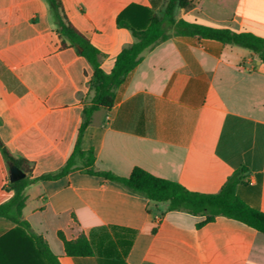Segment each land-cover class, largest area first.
Wrapping results in <instances>:
<instances>
[{
	"label": "crops",
	"instance_id": "obj_1",
	"mask_svg": "<svg viewBox=\"0 0 264 264\" xmlns=\"http://www.w3.org/2000/svg\"><path fill=\"white\" fill-rule=\"evenodd\" d=\"M72 25L111 73L136 39L117 24L132 5L161 16L168 0H61ZM185 20L264 37V0H190ZM137 11V10H133ZM46 0H0V140L31 167V180L73 170L24 190L22 216H0V264H264V234L234 220L168 211L86 170L127 177L136 167L191 192L218 194L245 168L237 191L264 212V63L246 49L177 35L145 50L80 138L93 68L59 35ZM94 161L86 166L88 154ZM13 163L0 152V206L13 197ZM202 224V225H200ZM85 236L93 255L69 257ZM50 254V255H51Z\"/></svg>",
	"mask_w": 264,
	"mask_h": 264
},
{
	"label": "trees",
	"instance_id": "obj_2",
	"mask_svg": "<svg viewBox=\"0 0 264 264\" xmlns=\"http://www.w3.org/2000/svg\"><path fill=\"white\" fill-rule=\"evenodd\" d=\"M52 7L59 35L71 46L78 47L80 54L92 66L94 74L91 89L94 97L91 105L84 110V120L80 129V138L89 125L92 115L99 109H111L116 103V91L125 82L128 75L138 66L142 53L169 39L167 27H173L177 35L187 38H199L222 45L236 46L251 52L264 63V37L254 33H237L229 29L203 25L185 20L176 21V8L189 9L193 6L190 0H168L164 13L159 16L147 8L132 5L124 10L117 19L119 27L130 30L136 42L124 49L116 58L111 73L101 68V52L90 42L89 38L77 30L64 13L61 0H46ZM137 10V11H133ZM0 152L5 159L13 163L25 174L31 173V167L23 160H16L4 147L0 140ZM79 141L73 155L64 169L53 175H45L31 180L29 177L11 183L12 199L0 206V216L13 214L20 218L25 207L24 190L30 184L41 180H55L66 176L73 170L75 156H83ZM94 158L88 154L86 166L93 164ZM89 174L102 176L107 180L124 186L131 192L143 195L155 203H168V211L187 212L194 216L206 217L202 223L214 221L217 217H225L244 224L264 234V212L249 206L238 194V187L243 182L245 168L237 170L222 187L218 194H200L191 192L175 181L158 178L146 170L136 167L127 177H120L108 172L86 170ZM200 224V225H202ZM65 254L69 257H88L93 255L90 241L82 236L75 241L64 242ZM50 264H61L59 259L45 246ZM51 254V255H50Z\"/></svg>",
	"mask_w": 264,
	"mask_h": 264
},
{
	"label": "water",
	"instance_id": "obj_3",
	"mask_svg": "<svg viewBox=\"0 0 264 264\" xmlns=\"http://www.w3.org/2000/svg\"><path fill=\"white\" fill-rule=\"evenodd\" d=\"M13 171L10 176L11 182H16L18 180L24 179L26 174L23 173L20 169H18L15 165H13Z\"/></svg>",
	"mask_w": 264,
	"mask_h": 264
}]
</instances>
